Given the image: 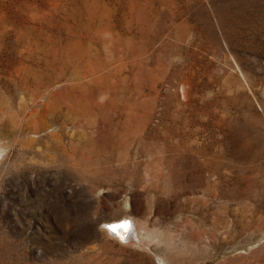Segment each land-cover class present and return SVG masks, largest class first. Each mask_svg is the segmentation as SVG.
Masks as SVG:
<instances>
[{"label": "rangeland", "instance_id": "374dc122", "mask_svg": "<svg viewBox=\"0 0 264 264\" xmlns=\"http://www.w3.org/2000/svg\"><path fill=\"white\" fill-rule=\"evenodd\" d=\"M0 148V264H264V0H0Z\"/></svg>", "mask_w": 264, "mask_h": 264}, {"label": "bare ground", "instance_id": "6f19581e", "mask_svg": "<svg viewBox=\"0 0 264 264\" xmlns=\"http://www.w3.org/2000/svg\"><path fill=\"white\" fill-rule=\"evenodd\" d=\"M132 226H135V228H136L137 224H135V222H134V224H132V218H128V216H125L123 218L118 219L117 221L110 222V225L108 226V230L113 235L120 237L122 240L133 239L134 241L135 240L140 241L141 239H140V237L137 236V231H135L136 229L133 230L134 227L132 228ZM132 243H133V241H132Z\"/></svg>", "mask_w": 264, "mask_h": 264}]
</instances>
